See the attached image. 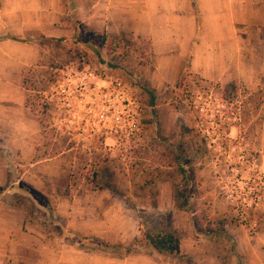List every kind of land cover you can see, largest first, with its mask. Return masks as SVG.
<instances>
[{
  "label": "rangeland",
  "instance_id": "obj_1",
  "mask_svg": "<svg viewBox=\"0 0 264 264\" xmlns=\"http://www.w3.org/2000/svg\"><path fill=\"white\" fill-rule=\"evenodd\" d=\"M150 12L151 18L147 15L132 23L146 29L154 26L157 33L172 35L173 53L163 57L165 62L158 69L172 83L163 86L160 80L153 84L148 79L153 55L150 37L121 29L117 17L108 33L85 24L81 35L63 48L61 43L56 45L57 51L54 49L45 65L26 71L27 104L40 129L32 146L21 148L19 143L23 160L10 159L8 155H16H7L0 141L12 177L19 179L36 161L63 152L49 174L62 165L70 172L71 194L84 195L94 187L92 175L104 164L113 172L115 199L138 208L140 234L172 227L181 234V243L188 251L170 256L109 252L111 257L97 252L98 262L120 264L125 256L144 254L145 264L167 263L170 258L171 264H263L264 84L252 88L242 82L223 85L206 81L190 69V52L184 58L187 42L180 39L175 48L160 5L152 6ZM194 12L198 13L197 6ZM160 84V89L155 87ZM108 109L111 113L105 114ZM181 142L187 144L188 162L193 160L189 166L195 172L189 185L192 209H149L157 189L147 186L140 191L136 182L139 180L140 186L155 172H159L155 179H172V171L178 167L172 161L173 147ZM33 177L40 185L56 183L59 178ZM14 180L0 186L2 199L11 198L13 203L33 209V217L47 222L44 227L49 238L66 233L70 243L79 241L62 223L53 195L21 181L32 190L25 192L12 185ZM175 181L180 183L181 175L173 177L172 199ZM46 199L52 207H47ZM197 220L206 231L212 229L213 238L194 237ZM80 243L103 249L96 239ZM134 243L123 246L124 250H133Z\"/></svg>",
  "mask_w": 264,
  "mask_h": 264
},
{
  "label": "crops",
  "instance_id": "obj_2",
  "mask_svg": "<svg viewBox=\"0 0 264 264\" xmlns=\"http://www.w3.org/2000/svg\"><path fill=\"white\" fill-rule=\"evenodd\" d=\"M155 4L160 5L170 27L168 31L176 37L173 36L175 48L180 39L187 42L184 58L190 52L193 72L206 81L223 85L242 82L256 88L264 84V0H0V141L7 155H16H8L10 159H25L20 156V146H32L40 129L27 104V69L45 65L53 57L54 49L57 51L56 45L61 43L63 48L81 35L85 24L108 33L113 27L112 19L117 17L121 29L150 37L153 55L148 79L153 84L160 80L163 86L172 83V79L158 72L165 62L163 57L173 53L172 35L167 31L164 34L168 35L157 33L154 26L146 29L132 23L147 15L151 18L150 8ZM62 155L63 152L36 161L16 179L8 158L0 152V186L11 177L15 179L12 185L23 181L45 195H53L62 223L79 241L70 243L66 233L49 238L39 217H33L27 207L0 197V264H111L98 262L95 253L105 252L111 257L109 252H156L136 245L131 251H113L80 243L97 239L110 245L135 244L140 236L138 208L115 199L116 193L110 188L93 187L84 195L71 194L70 172L62 165L57 172L48 171ZM50 175L59 177L56 183L40 185L33 177ZM145 183L137 184L138 190L147 186L157 189L149 209L171 212L177 206L168 179L162 176L154 183ZM194 237L199 238L196 234ZM181 252L188 253L183 241ZM124 258L120 264H145L144 254ZM132 260L137 261L129 262ZM171 261L170 258L159 264Z\"/></svg>",
  "mask_w": 264,
  "mask_h": 264
},
{
  "label": "trees",
  "instance_id": "obj_3",
  "mask_svg": "<svg viewBox=\"0 0 264 264\" xmlns=\"http://www.w3.org/2000/svg\"><path fill=\"white\" fill-rule=\"evenodd\" d=\"M181 82V81H180ZM179 85V83H178ZM142 89L147 90V87L142 85ZM148 124H150V121H147ZM185 128L183 129V131ZM187 146V144H185ZM183 142L179 143L176 147H173V158L172 161H174L178 167L175 168L176 170L172 171V179H169V181L173 182V177L176 175H181V182L175 181L174 187H175V195H176V205L179 208L185 209V210H191V203H190V193H189V185L190 182L194 180L195 178V172L193 169H190V164H193V160L190 159L191 162H188L187 152H186V146ZM0 152L4 154V149L0 147ZM5 155V154H4ZM103 163H106L104 160ZM174 166V163L172 162V167ZM159 173V172H158ZM157 172L153 173L151 177H149V180H146V183H154L155 178L158 175ZM161 175V174H160ZM113 172L110 171V169L105 166L104 164L102 166H99L98 169L94 172L92 175V183L94 184V187L97 189H104V188H114V178H113ZM11 178V177H10ZM9 178V179H10ZM15 181V180H14ZM15 188L21 187L22 190L25 192L31 193L30 188H25L22 186L21 182H18L17 184L14 183ZM1 191V190H0ZM2 192H0L1 194ZM5 201H8L10 203H13V199L7 198L4 199ZM47 200V199H46ZM48 201V200H47ZM47 207L51 206L52 203L49 200ZM18 206H24L21 203H13ZM29 209V207H27ZM32 210V211H31ZM30 214L33 215L35 212L33 209H29ZM51 217V215H50ZM44 225H46L45 221L40 218ZM195 230L197 232V235L200 237L205 238H213V231L204 229L200 223L199 220L195 221ZM96 241L101 243V247L106 250H113V251H121L124 250L123 246H114L110 244H105L99 240L96 239ZM136 245L147 248L165 255H180L181 253V234L169 226H163L159 231H151V230H145L140 234V236L136 239ZM135 247V246H134Z\"/></svg>",
  "mask_w": 264,
  "mask_h": 264
},
{
  "label": "built area",
  "instance_id": "obj_4",
  "mask_svg": "<svg viewBox=\"0 0 264 264\" xmlns=\"http://www.w3.org/2000/svg\"><path fill=\"white\" fill-rule=\"evenodd\" d=\"M107 112L111 113V109H108L107 111H104L105 114H107ZM120 117V116H119ZM117 130V129H116Z\"/></svg>",
  "mask_w": 264,
  "mask_h": 264
}]
</instances>
